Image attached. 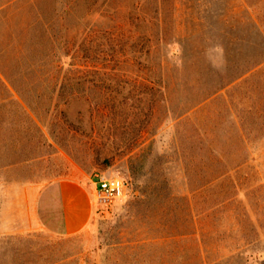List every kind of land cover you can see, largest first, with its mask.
<instances>
[{
    "label": "rangeland",
    "instance_id": "374dc122",
    "mask_svg": "<svg viewBox=\"0 0 264 264\" xmlns=\"http://www.w3.org/2000/svg\"><path fill=\"white\" fill-rule=\"evenodd\" d=\"M97 173L126 194L38 226ZM0 231V264H264V0H0Z\"/></svg>",
    "mask_w": 264,
    "mask_h": 264
},
{
    "label": "crops",
    "instance_id": "0c3cea01",
    "mask_svg": "<svg viewBox=\"0 0 264 264\" xmlns=\"http://www.w3.org/2000/svg\"><path fill=\"white\" fill-rule=\"evenodd\" d=\"M33 212L39 227L56 235H74L90 226L95 190L76 178H58L34 187ZM9 234L0 231V234Z\"/></svg>",
    "mask_w": 264,
    "mask_h": 264
},
{
    "label": "built area",
    "instance_id": "2783aa9c",
    "mask_svg": "<svg viewBox=\"0 0 264 264\" xmlns=\"http://www.w3.org/2000/svg\"><path fill=\"white\" fill-rule=\"evenodd\" d=\"M98 192L109 199L123 197L128 188V181L120 176H108L103 173L96 174Z\"/></svg>",
    "mask_w": 264,
    "mask_h": 264
},
{
    "label": "trees",
    "instance_id": "16d2710c",
    "mask_svg": "<svg viewBox=\"0 0 264 264\" xmlns=\"http://www.w3.org/2000/svg\"><path fill=\"white\" fill-rule=\"evenodd\" d=\"M57 57V59H55V62L56 63V67L62 69L64 68V66L66 65L65 61H64V58L65 57H70V54L69 53H61V54H56L55 55ZM72 58V62L69 63V66L68 68L71 69V68H77L76 66H78V64L75 62V57L74 56H71ZM73 70V69H71Z\"/></svg>",
    "mask_w": 264,
    "mask_h": 264
}]
</instances>
